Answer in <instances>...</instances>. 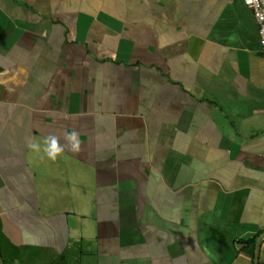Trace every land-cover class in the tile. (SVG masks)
I'll return each instance as SVG.
<instances>
[{
    "label": "crops",
    "instance_id": "obj_1",
    "mask_svg": "<svg viewBox=\"0 0 264 264\" xmlns=\"http://www.w3.org/2000/svg\"><path fill=\"white\" fill-rule=\"evenodd\" d=\"M0 258L264 264V60L242 0H0Z\"/></svg>",
    "mask_w": 264,
    "mask_h": 264
},
{
    "label": "clouds",
    "instance_id": "obj_2",
    "mask_svg": "<svg viewBox=\"0 0 264 264\" xmlns=\"http://www.w3.org/2000/svg\"><path fill=\"white\" fill-rule=\"evenodd\" d=\"M65 138L68 143V149L72 152H78L80 150V139H79V133H77L75 130L71 131L70 133L65 134ZM47 143V141H46ZM29 147L33 150L39 149V144L33 139L29 143ZM48 157L52 160H55L60 153L64 151V147L59 144V139L56 137H53L51 140V146L50 148L46 149Z\"/></svg>",
    "mask_w": 264,
    "mask_h": 264
},
{
    "label": "built area",
    "instance_id": "obj_3",
    "mask_svg": "<svg viewBox=\"0 0 264 264\" xmlns=\"http://www.w3.org/2000/svg\"><path fill=\"white\" fill-rule=\"evenodd\" d=\"M257 24L260 41V56L264 60V0H242Z\"/></svg>",
    "mask_w": 264,
    "mask_h": 264
},
{
    "label": "water",
    "instance_id": "obj_4",
    "mask_svg": "<svg viewBox=\"0 0 264 264\" xmlns=\"http://www.w3.org/2000/svg\"><path fill=\"white\" fill-rule=\"evenodd\" d=\"M0 264H3V262H2V260H1V258H0Z\"/></svg>",
    "mask_w": 264,
    "mask_h": 264
}]
</instances>
